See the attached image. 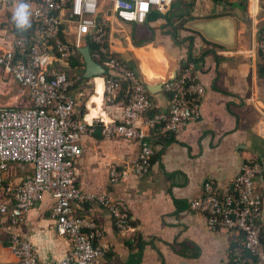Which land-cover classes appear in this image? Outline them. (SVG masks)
I'll use <instances>...</instances> for the list:
<instances>
[{
  "label": "crops",
  "instance_id": "1",
  "mask_svg": "<svg viewBox=\"0 0 264 264\" xmlns=\"http://www.w3.org/2000/svg\"><path fill=\"white\" fill-rule=\"evenodd\" d=\"M155 11L160 13L156 18L152 17ZM98 13L107 24L108 49L138 74L154 110L166 112L167 97L161 84L176 76L185 62L194 65L195 79L204 94L198 117L179 134L162 133L159 128L147 132L138 123L153 149L142 178L133 172L137 142L103 141L98 127L81 137L80 154L73 161L76 187L82 194H102L126 207L123 229L95 203L72 207L73 214L92 220L99 231L93 243L102 256L90 264H255L240 232L208 227L207 216L190 211L189 202L201 196L209 180L223 194L244 163L258 162L264 167V67L259 51L264 0H182L162 11L152 9L141 25L116 19L109 0L100 1ZM219 17H230L235 24L232 49L208 43L183 28L188 20ZM61 28L62 38L77 52L86 46L89 49L88 38L76 33L73 23L64 21ZM76 62L64 64L52 55L43 65L47 71L74 77L71 95L76 119L88 125L96 119L116 122L126 103L125 92L106 105L104 74L82 77L81 56ZM17 86L18 98L11 106L0 107L32 104L28 90ZM110 165L121 174L113 184L108 181ZM32 176V165L13 163L0 185V207L7 209L0 214V264H15L7 250L11 235L33 248L39 264L61 260L68 251L67 241L55 233L49 195H43L20 222L12 225L9 221L14 191ZM254 191L264 198V171L254 180Z\"/></svg>",
  "mask_w": 264,
  "mask_h": 264
},
{
  "label": "built area",
  "instance_id": "2",
  "mask_svg": "<svg viewBox=\"0 0 264 264\" xmlns=\"http://www.w3.org/2000/svg\"><path fill=\"white\" fill-rule=\"evenodd\" d=\"M100 1L24 0L31 13L30 27L19 30L12 19L18 0H0V69L28 90L32 102L27 108L0 107V185L10 164L33 166V176L14 191V206L8 217L14 225L43 195L52 198L55 233L67 241L68 251L64 258L51 264H90L102 256V250L93 243L99 235L97 226L92 220L73 214L74 204L95 203L108 211L117 228L125 225L126 207L122 202L111 201L102 194H82L76 187L73 161L80 154L81 137L98 127L103 141L119 138L137 142L139 151L133 172L142 178L153 155L142 128L147 132L159 128L162 133H181L198 117L204 94L203 86L195 79L194 65L185 62L174 78L161 84L167 97L166 112L149 115L154 108L138 74L106 45L107 24L98 15ZM109 1L116 19L141 25L152 9L162 11L182 0ZM64 21L73 23L75 32L86 36L94 47L90 56L105 70L104 103L113 104L125 92L126 103L120 107L116 122L96 119L88 125L76 119L71 95L74 77L44 67V61L52 55L64 64H70L77 56L76 48L61 36ZM17 31L24 34L18 35ZM259 51L264 67V32ZM263 171L258 162L244 163L223 194L209 180L204 182L201 196L189 202L190 211L207 216L208 227L240 232L244 249L255 264H264V198L254 191V180ZM120 177V172L110 165L109 183ZM6 212V207H0V214ZM7 250L15 264H39L33 248L14 235L9 238Z\"/></svg>",
  "mask_w": 264,
  "mask_h": 264
},
{
  "label": "water",
  "instance_id": "3",
  "mask_svg": "<svg viewBox=\"0 0 264 264\" xmlns=\"http://www.w3.org/2000/svg\"><path fill=\"white\" fill-rule=\"evenodd\" d=\"M184 29L198 34L208 43L215 44L226 49H232L235 41V24L230 17H219L211 20H188ZM82 58V77L105 74V70L92 60L88 47L78 49ZM175 74H173L174 78Z\"/></svg>",
  "mask_w": 264,
  "mask_h": 264
},
{
  "label": "rangeland",
  "instance_id": "4",
  "mask_svg": "<svg viewBox=\"0 0 264 264\" xmlns=\"http://www.w3.org/2000/svg\"><path fill=\"white\" fill-rule=\"evenodd\" d=\"M19 88L17 84L11 81L7 74L0 72V104L11 106L18 98Z\"/></svg>",
  "mask_w": 264,
  "mask_h": 264
},
{
  "label": "clouds",
  "instance_id": "5",
  "mask_svg": "<svg viewBox=\"0 0 264 264\" xmlns=\"http://www.w3.org/2000/svg\"><path fill=\"white\" fill-rule=\"evenodd\" d=\"M29 5L24 0H18L12 19L19 30H26L30 27Z\"/></svg>",
  "mask_w": 264,
  "mask_h": 264
},
{
  "label": "trees",
  "instance_id": "6",
  "mask_svg": "<svg viewBox=\"0 0 264 264\" xmlns=\"http://www.w3.org/2000/svg\"><path fill=\"white\" fill-rule=\"evenodd\" d=\"M150 13H151V12H150ZM152 14H153L152 17H154V18H156V17H158V16L160 15V13L157 12V11L153 12ZM148 17H149V16H148ZM16 33H17L18 35H22V34H24V33H22L21 31H17ZM172 37H173V41H176V38H175V35H174V34H172ZM188 42H190V41H188ZM88 46H89V51L92 52V50L94 49L93 45L89 42V43H88ZM76 55H77L76 58H74V59L71 61V62L73 63V65H76V64H77L76 60H78V59L80 60V55L78 54V52H77ZM74 67H76V66H74ZM156 112H158V111L152 109V110H150L149 115H152V114H154V113H156ZM98 131H99V130H98ZM261 241H262V243L264 244V231H263L262 234H261Z\"/></svg>",
  "mask_w": 264,
  "mask_h": 264
}]
</instances>
